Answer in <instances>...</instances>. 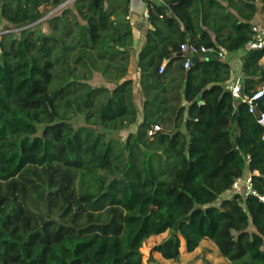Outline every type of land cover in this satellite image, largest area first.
Here are the masks:
<instances>
[{
  "label": "trees",
  "instance_id": "trees-1",
  "mask_svg": "<svg viewBox=\"0 0 264 264\" xmlns=\"http://www.w3.org/2000/svg\"><path fill=\"white\" fill-rule=\"evenodd\" d=\"M64 1L0 0V264H142L144 241L165 231L152 247L164 259L208 238L230 264H264V128L224 85L227 62L210 54L184 68L179 51L243 49L253 92L264 44L247 42L264 0H145L136 62L131 0H73L43 32L47 7ZM172 64L178 82L164 86ZM138 92L142 120L123 138ZM246 172L253 192L224 197Z\"/></svg>",
  "mask_w": 264,
  "mask_h": 264
},
{
  "label": "built area",
  "instance_id": "built-area-1",
  "mask_svg": "<svg viewBox=\"0 0 264 264\" xmlns=\"http://www.w3.org/2000/svg\"><path fill=\"white\" fill-rule=\"evenodd\" d=\"M72 0H65L60 5H66L70 3ZM136 0H131L129 9H128V18L131 22L130 14L136 10ZM144 17H148L147 14V4L146 10L143 13ZM264 44V22L263 23H254L252 26V35L251 39L247 42L248 48L260 47ZM179 51L182 56H184L183 66L184 68H188L190 66L191 55L198 56H208L210 54H214L218 58L224 60L227 50L221 46H206L203 44H195L192 42H183L179 46ZM163 70V66H160V71ZM232 97L240 99L242 102H245L250 113L256 114L257 122L264 128V111L256 112V107L258 100L264 96V84L258 86L253 92L246 93L243 91V80L241 76L236 77L234 82L229 87ZM157 130H160L159 125H153L150 130H148V135H152ZM264 141V132L261 136ZM249 158V156H247ZM232 189L238 193H249L253 192L251 186V178L250 177H238L232 184ZM264 200V196L260 197Z\"/></svg>",
  "mask_w": 264,
  "mask_h": 264
},
{
  "label": "crops",
  "instance_id": "crops-1",
  "mask_svg": "<svg viewBox=\"0 0 264 264\" xmlns=\"http://www.w3.org/2000/svg\"><path fill=\"white\" fill-rule=\"evenodd\" d=\"M73 1V0H72ZM71 1V2H72ZM157 3H161V0H155ZM146 1L145 0H136V10L134 12H132L130 14L131 17V25L133 28V32H134V42H133V46H132V60L134 62L137 61L138 59V53L145 41V33L147 31V29L149 28V24H148V20L146 17H144L143 13L146 10ZM261 3H259L260 5ZM166 7V6H165ZM263 15L261 14V9L259 10L258 14L256 16L253 17V22L254 23H261L264 22V18L262 17ZM244 54V50L240 49L237 50L235 52L232 53H227L226 57L224 58L223 61L227 62L230 67H231V74L230 77L227 81H225L224 85L226 87H230L231 84L234 82V80L236 79V77L241 76L240 75V68H241V61H240V57ZM261 62H263V59L261 60ZM166 64V62L164 61V63L162 64V66H164ZM129 76L133 78L134 80V84L136 85V90L139 91L140 90V82H139V72L137 69L134 68L133 71L128 72ZM169 75L170 77L166 80L164 84V86H169V87H174L175 84L178 82V74L176 72V67L174 66V64H172L169 67ZM95 76H99L98 74H95ZM93 77V78H94ZM100 77V76H99ZM172 77V78H171ZM171 78V79H170ZM136 91V92H137ZM134 100H135V104L138 108V114H137V121L135 124L131 125L128 129H124L121 130L120 132L123 133L124 132V136H122L123 138L129 133V132H135L137 129V125L139 122H141L142 120V103H143V96L141 93H136L134 96ZM181 103L184 105H188V103L186 102V100L181 99ZM254 174H258V171H253ZM251 174L249 172H246L245 175L243 176L244 178L246 177H250ZM236 191L235 190H230L224 193V197H230L232 194H234Z\"/></svg>",
  "mask_w": 264,
  "mask_h": 264
},
{
  "label": "rangeland",
  "instance_id": "rangeland-1",
  "mask_svg": "<svg viewBox=\"0 0 264 264\" xmlns=\"http://www.w3.org/2000/svg\"><path fill=\"white\" fill-rule=\"evenodd\" d=\"M67 3L66 5H69ZM66 5H58L56 7H47V13L40 20L38 24L39 28L48 33L50 31V27L46 22V18L52 14L59 12ZM264 18V11L261 12ZM263 23V22H261ZM20 29H15V31H19ZM93 84H101L103 82L102 78L99 76H95L92 79ZM79 124H83V117L79 116L75 121L74 125L77 126ZM121 136H124V132H119ZM168 232L165 231L159 235H152L148 237L144 243L142 244L140 251L142 252V264H230V262L222 257L215 244L208 238H204L200 245L191 252H186L184 248V242L181 240L180 242V257L177 261L164 259L158 252L152 251V247L155 244L161 242L163 238L167 236Z\"/></svg>",
  "mask_w": 264,
  "mask_h": 264
},
{
  "label": "water",
  "instance_id": "water-1",
  "mask_svg": "<svg viewBox=\"0 0 264 264\" xmlns=\"http://www.w3.org/2000/svg\"><path fill=\"white\" fill-rule=\"evenodd\" d=\"M190 58L192 62H195L197 60H208L209 59V57L207 56H198V55H191Z\"/></svg>",
  "mask_w": 264,
  "mask_h": 264
}]
</instances>
